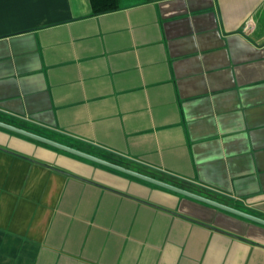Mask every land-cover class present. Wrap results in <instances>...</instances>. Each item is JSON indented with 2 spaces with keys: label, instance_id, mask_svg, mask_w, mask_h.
<instances>
[{
  "label": "crops",
  "instance_id": "0c3cea01",
  "mask_svg": "<svg viewBox=\"0 0 264 264\" xmlns=\"http://www.w3.org/2000/svg\"><path fill=\"white\" fill-rule=\"evenodd\" d=\"M0 121L264 219V0H0ZM0 264H264V225L0 126Z\"/></svg>",
  "mask_w": 264,
  "mask_h": 264
},
{
  "label": "water",
  "instance_id": "95a60500",
  "mask_svg": "<svg viewBox=\"0 0 264 264\" xmlns=\"http://www.w3.org/2000/svg\"><path fill=\"white\" fill-rule=\"evenodd\" d=\"M0 126L6 128V129L12 130L14 132L20 133L22 135L28 136L30 138L36 139L38 141L44 142L46 144L52 145V146L57 147L59 149H62L64 151L70 152L72 154L78 155L80 157L89 159L91 161L97 162L99 164L105 165V166L113 168V169H116V170L121 171L123 173L129 174V175H132L134 177L140 178L142 180L148 181L150 183L159 185V186L164 187L166 189H169V190L175 191L177 193L183 194V195H185L187 197H190V198H193L195 200H198V201H201L203 203H206L208 205L217 207L219 209H222V210L227 211L229 213L235 214L237 216H240V217H243V218H246L248 220H251V221H254L256 223L264 225V219L260 218V217H258L256 215H253V214H250L248 212L242 211L240 209L231 207V206L226 205L224 203L215 201L213 199L207 198L205 196L199 195V194L194 193L192 191H189V190L183 189L181 187L175 186L173 184L167 183L165 181H161V180L153 178L151 176L142 174L140 172H137L135 170L129 169V168L124 167L122 165L113 163L111 161L102 159V158L97 157L95 155H92V154L86 153L84 151L75 149L73 147L64 145V144L59 143L57 141L48 139L46 137L40 136V135L32 133V132H29L27 130H24V129H21L19 127L13 126L11 124L5 123L3 121H0Z\"/></svg>",
  "mask_w": 264,
  "mask_h": 264
},
{
  "label": "trees",
  "instance_id": "16d2710c",
  "mask_svg": "<svg viewBox=\"0 0 264 264\" xmlns=\"http://www.w3.org/2000/svg\"><path fill=\"white\" fill-rule=\"evenodd\" d=\"M93 14L113 11L119 8V0H89Z\"/></svg>",
  "mask_w": 264,
  "mask_h": 264
},
{
  "label": "built area",
  "instance_id": "2783aa9c",
  "mask_svg": "<svg viewBox=\"0 0 264 264\" xmlns=\"http://www.w3.org/2000/svg\"><path fill=\"white\" fill-rule=\"evenodd\" d=\"M247 23L249 24V22H247ZM248 24H247V25H248Z\"/></svg>",
  "mask_w": 264,
  "mask_h": 264
}]
</instances>
